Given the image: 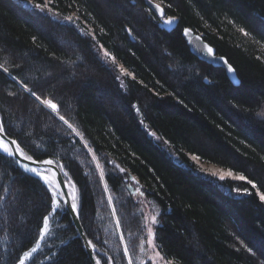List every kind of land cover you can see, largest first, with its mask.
Wrapping results in <instances>:
<instances>
[{"label":"trees","instance_id":"obj_1","mask_svg":"<svg viewBox=\"0 0 264 264\" xmlns=\"http://www.w3.org/2000/svg\"><path fill=\"white\" fill-rule=\"evenodd\" d=\"M30 1L49 2L57 16L75 14L79 20L65 23L22 0H0V64L11 73L0 70V114L10 137L36 159L64 163L83 189L82 223L101 264H128V258L121 238L110 237L98 225L95 197L85 183L89 174L75 160L77 149L85 148L54 114L37 108L39 102L23 84L42 98L56 99L61 114L116 171L107 176L113 192L126 190L130 177L139 181L161 210L155 231L165 259L174 264L264 260V201L258 194H264V119L259 117L264 107V0H157L168 17L180 21L171 33L159 28L160 19L145 0ZM184 28L229 60L240 86L190 52ZM102 48L134 77L122 78L102 58ZM149 132L168 141L178 159ZM189 155L242 174L256 187L207 177ZM0 196V264H18L40 239L50 193L14 159L0 154ZM129 202L119 214L136 261L139 241L128 238L134 228L124 215L134 211ZM26 264H91L65 209Z\"/></svg>","mask_w":264,"mask_h":264},{"label":"rangeland","instance_id":"obj_2","mask_svg":"<svg viewBox=\"0 0 264 264\" xmlns=\"http://www.w3.org/2000/svg\"><path fill=\"white\" fill-rule=\"evenodd\" d=\"M21 3L24 6H27V4H25L24 0H22ZM31 3H33V2H31ZM45 4H47V8L49 10H46L45 12H42V13L53 15L56 17V19H58L62 22H65V23H71V22L75 23L76 21L79 20V17H77V15H75V14L66 15V16L61 18V17L57 16L56 12L52 9L49 2H46ZM29 8L41 13L37 9H34L32 7H29ZM65 17H72V20L71 21L65 20L64 19ZM90 30H91V28H90ZM242 34H243V32H242ZM101 50H102V54H101L102 58L106 62H108L109 64H112L118 70L119 75L122 78H126V77L133 78L134 77V75L128 69H126L122 64H120L116 60V58H115V61L113 62L108 56H105V52L109 53L106 49L102 48ZM263 50L264 49L261 50V53H262V55H260L261 57H264V51ZM46 98H53V97L51 95H47ZM53 99H54V102H56V99L55 98H53ZM261 112H264V107L261 110ZM0 117L2 118L1 114H0ZM259 117L264 119V116H262V115H259ZM74 135H75V133H74ZM75 138H79L80 141L82 142L84 148H85V151L82 149H77L75 160H77V162L83 167V169L86 170V173L89 174V178L85 183L88 186V188H90L91 192L93 193V196L95 197L96 208L98 210L97 211L98 212L97 222H98V225L101 227V229L103 231H105L110 237L116 238V236H118L120 239L121 238L120 234L123 233V228H122L123 221L121 222L119 212L122 211L123 208L130 206L129 201L132 200L135 205L133 206V208L132 207L131 208L134 211H132L128 214L124 211V215H125V218L127 217L129 223L132 224L133 228H134V232H132L128 238L132 242L139 241L138 249L136 248V250H135L136 261H135V259H133V264L135 262L137 264H174L173 262L164 258V256L159 252V249H158V246L156 243V231L155 230H156V227L160 224L159 217H160V213H161V210L156 205V203L153 200L147 199L144 190L136 183V180H131L130 179L131 177L129 178L128 185L125 187L126 190L123 189L122 190L123 192H121L120 194H116L115 192H113L111 190L110 186L108 185L107 176L112 175V174L114 175L116 173V171L111 169V167H107L101 161V158H99L95 154L94 150L91 149L88 141H86L84 138L81 139L80 137H78L76 135H75ZM155 140L161 144L162 148L164 150H166L170 156H172L175 160L178 159V156L174 153V151L172 150V148L168 144L163 143L162 140H157V139H155ZM89 148L92 150L91 152L89 151ZM86 152H87V154H86ZM93 156H95V159H93ZM193 156L194 155H189V158L196 165V168L198 169V171H200L203 175H205L207 177H210L212 179H216L219 181L232 180L235 182H243V181L247 182V179H245V180L238 179V177L243 176L242 174L236 173V172L229 170V169L219 167V166L212 164V163H209V162H205L201 159H199V161H195L192 159ZM60 164L63 165V167L65 168V171L67 172V175L70 178L69 182L72 181V183L75 184V190L77 192L76 195L79 198L82 195L83 189L81 187H79V185L76 182V180L74 179V177L66 170V166L64 165V163L60 162ZM101 170H103V173H104L102 177L100 175ZM229 171L232 172L231 177L225 176L224 180L218 179V175L220 173H227ZM212 173H217V176L212 175ZM49 177H51V176H49ZM50 179L52 180V178H50ZM105 185L107 186V190L105 189ZM129 185H132V187H129ZM137 189H139V191H137ZM235 192L236 193H238V192L243 193L240 190L237 191V189ZM71 193H72V191H71ZM141 193H143V195H141ZM258 194L260 196L263 193L258 191ZM109 195H111V197H112L111 202L108 201ZM113 207H115V209H116L115 214H113V211H112ZM62 209L63 208H61V210ZM152 216L157 217V224L156 225H152L150 223ZM117 219H119V221H120L119 226H117V224H116ZM146 224L152 228V232L155 234L154 238L149 235L148 229L144 227V225H146ZM121 240H122L124 247H125V245H127L129 248V245L125 240L124 234H123V239H121ZM149 241H151V242H149ZM110 245L114 246L112 243ZM154 245H155V248H154ZM118 249L120 250L119 247H118ZM129 251H130V248H129ZM129 251L126 254L127 258H128V256H132ZM117 253H118V251H117ZM103 254L106 256L105 253H103ZM115 256L118 257V254H115ZM109 260H111V262H113L112 259H109Z\"/></svg>","mask_w":264,"mask_h":264},{"label":"snow or ice","instance_id":"obj_3","mask_svg":"<svg viewBox=\"0 0 264 264\" xmlns=\"http://www.w3.org/2000/svg\"><path fill=\"white\" fill-rule=\"evenodd\" d=\"M25 4H27L28 7H32L34 9L39 10L40 12H45L46 10H49L47 8V4H43V3H31L30 0H24ZM156 8L159 9V5H156ZM162 11V10H161ZM65 20L71 21L72 17H65ZM164 24L166 25H172L174 23V18H167L166 20L163 21ZM127 31L129 32V34H131V29H127ZM185 35L188 34L189 31H191L190 29H185ZM241 32H243V34L245 36H248L249 33L246 32L244 29H240ZM207 53L208 54H213V49L211 47H207ZM105 56H108L113 62L115 61V57L111 56L109 53L105 52ZM77 59H81V58H77ZM214 59H218L220 61H223V63L227 66V71L230 73H235L236 69L232 67V65L230 63H228L227 59H225L224 57H214ZM16 67H19V65H16ZM0 70H2L4 73H8L9 75H11V73L9 72L8 68H5L2 64H0ZM13 79H16L15 77H13ZM21 83H23L21 81ZM23 88L24 90L30 94L31 97L35 98V101L39 102L37 105V108L39 107H44L46 109L50 110V114H54L56 118H58L60 121L63 122V124L67 125V127L69 129L72 130V132L75 133L76 136L80 137L81 139H83V135L81 132H79L73 124H71L64 115L61 114L60 111V104L57 102H54L53 98H42L41 95H38L37 91H34L32 88H29L27 84H23ZM9 95L11 96H16L17 93L15 92H10ZM136 108V111L138 113H140V109L138 106H134ZM142 115V113H141ZM259 115L264 116V112L259 113ZM140 123H144L143 120L140 121ZM145 127H147V125H145ZM0 152L5 153L7 156L12 157L17 164L20 165V167L23 168V170L25 172L28 173H32L34 174L36 177H39L43 183L46 185L47 190L50 193V204H49V208H50V214L57 212L59 209L66 207L68 209V212L70 214H72L76 220V222L80 225V227H83L82 224V205L79 202V198L78 196L75 194V184L72 182H69L71 184V187L73 188V192L70 195V198H66L69 196L68 193V189L67 186H65V182L63 180L60 181L59 184L55 183L53 180H51L48 176H45L43 174V171L41 170V168L39 167H30L29 164L24 163L21 164L20 160L17 159L18 155L19 156H23L25 160L31 161L32 164H43V165H51L53 164V161L51 159H33L32 156H28L24 153V149L21 148L19 142L15 139H11L6 138L7 137V133L5 132V125L4 122L2 120V118H0ZM29 135H31V132L28 133ZM149 135H151L152 137H154L157 140H163L162 137L157 136V134L155 132H149ZM163 143L168 144V141H163ZM87 146V145H86ZM15 149V150H14ZM89 151L91 152L92 150L89 148ZM93 159H95V156H93ZM193 160L195 161H199L200 157L199 156H193L192 157ZM61 168H63V165H60ZM121 172H123V169H120ZM103 170H101V177L103 176ZM64 175L66 176L67 173L65 172ZM212 175L217 176V173H212ZM225 176L231 177L232 176V172L229 171L227 173H220L218 175V179L220 180H224ZM131 180H135V177H131ZM238 179L240 180H245L246 177L244 176H240L238 177ZM248 184L252 185L253 188L256 187V185L253 183L252 180H248L247 181ZM136 183L138 184L139 181H136ZM129 187H132V185H129ZM105 189L107 190V186L105 185ZM137 191H139V189H137ZM237 191H239V189H237ZM141 195H143V193H141ZM259 199L261 201H264V194H261L259 196ZM3 200V197L0 196V201ZM112 197L111 195L108 196V201L111 202ZM113 214H115L116 209L115 207H113L112 209ZM152 225H156L157 224V217L156 216H152L151 217V222ZM116 224L117 226H119L120 221L119 219L116 220ZM145 228L148 229L149 235L152 236L154 238L155 234L152 232V228L149 225H144ZM49 231V219L48 216H45L43 218L42 221V228H41V235H40V240L44 239V234H46ZM81 235L87 237V233L85 232H81ZM121 235V239H123V233L120 234ZM151 242V241H149ZM86 246L91 248V252L90 255L92 253H95L97 251L96 249V245L93 244L92 240L88 239ZM40 245L39 243H37V245L35 247H33L30 251H27L23 254L22 258H19L18 260V264H25V260H28L30 258H32L33 253H35L38 249H39ZM155 248V245H154ZM246 250L251 253L253 256H256V253L253 251L252 248L247 247V245H245ZM129 251V248L127 245H125L124 247V253L127 254ZM261 255H264V249H261ZM158 254V253H157ZM109 259H111L109 257ZM257 259L259 260V264H264V260H260L258 257ZM95 264H100V260L96 259L95 260ZM128 264H133V257L132 256H128Z\"/></svg>","mask_w":264,"mask_h":264},{"label":"water","instance_id":"obj_4","mask_svg":"<svg viewBox=\"0 0 264 264\" xmlns=\"http://www.w3.org/2000/svg\"><path fill=\"white\" fill-rule=\"evenodd\" d=\"M133 3H135V0H131ZM145 4L146 6L155 14L158 16V18L160 19V22H159V28L161 30H164V31H167L169 33L177 30V28L179 27V24H180V21L178 18L176 17H171V18H174V23L172 25H166L163 23L164 20H166L167 18H170L167 16L166 14V10H165V7L159 3L157 0H145ZM156 5H159V9L156 8ZM162 10V11H161ZM185 29H190L191 31L188 32L187 35H185ZM182 36L190 50V52L196 57L198 58L200 61H202L203 63L209 65V66H212L213 68H217V69H222L226 72V75L229 79V81L236 87L240 86L241 85V79L239 78V75H238V72L236 70L235 73H230L227 71V66L223 63V61H220L218 59H214V57H221L220 55H217V50L216 48H214L212 45H210L208 42H206L204 40V38L197 34L193 29L191 28H184L183 31H182ZM207 47H211L213 49V54H208L207 53ZM224 57V56H222ZM225 59H227L226 57H224ZM228 63L229 60L227 59ZM231 64V63H230ZM232 65V64H231ZM233 68H235L233 65H232ZM236 69V68H235ZM1 118V117H0ZM6 132V130H5ZM7 133V132H6ZM2 135V134H0ZM10 136L7 134V137L6 138H9ZM11 139H15V138H12L10 137ZM16 140V139H15ZM20 144V143H19ZM21 146V144H20ZM21 148H23L21 146ZM24 149V148H23ZM15 150V149H14ZM24 153L28 156H32L30 155L25 149H24ZM0 154L4 155V156H7L5 153L3 152H0ZM9 157V156H7ZM33 157V156H32ZM9 158H12V157H9ZM13 159V158H12ZM17 159L20 160V163L21 164H24V163H27L29 164L30 167H39L41 168V170L43 171V174L45 176H51L49 178H52V180L59 184L61 180H63L65 182V186H67V189H68V193H69V196L66 197V198H70V195H71V191L73 192V189L71 188V185L69 183V177L68 175H64V173L66 172L65 171V168H61L60 165V162L53 159V158H47V159H51L53 161V164L51 165H43V164H32L31 161H28V160H25L23 156H19L17 157ZM33 159H36L33 157ZM18 166L20 167V165L18 164ZM20 169L32 176L33 178H36L38 179L45 187L46 185L43 183V181L39 178V177H36L34 174L32 173H28V172H25L23 170L22 167H20ZM67 173V172H66ZM72 182V181H71ZM75 194H77L76 190H75ZM63 209H65V211L68 213L70 219H71V222L73 224V227L74 229L76 230L77 234H78V237L79 239L81 240L82 242V245L87 253V256L91 262V264H95V260L98 259L97 257V252L95 253H92L90 255V252H91V248L86 246V243H87V240L89 239V237H85L83 235H81V232H85V228L84 226L81 228L80 225L76 222L74 216L72 214H70L68 212V209L66 207H63ZM61 209H59L57 212H54V213H49L47 216H48V219H49V225L51 223V221L54 219V217L58 214V212L60 211ZM83 224V223H82ZM47 234V233H46ZM46 234H44V237L46 236ZM44 240V239H43ZM43 240H40L38 241L40 247L39 249L41 248V244L43 242ZM37 245V244H36ZM39 249L33 253L32 257L39 251ZM31 259V258H30ZM25 260V264L30 260ZM101 264V262H100Z\"/></svg>","mask_w":264,"mask_h":264}]
</instances>
